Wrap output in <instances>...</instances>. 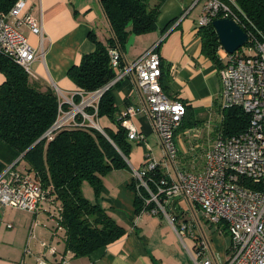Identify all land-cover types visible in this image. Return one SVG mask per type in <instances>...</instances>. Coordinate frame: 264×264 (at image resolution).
<instances>
[{
    "label": "crops",
    "instance_id": "1",
    "mask_svg": "<svg viewBox=\"0 0 264 264\" xmlns=\"http://www.w3.org/2000/svg\"><path fill=\"white\" fill-rule=\"evenodd\" d=\"M97 1L99 14L94 9L95 0H26L23 13H32L44 31L42 37L27 25L20 27L33 47L45 49L44 56L33 63L34 80L59 90L65 96L63 99L59 95L64 101L79 89L69 77V69L95 49L91 33L95 32L102 40L110 36L109 24ZM205 3L206 0H165L157 29L132 34L125 50L129 63L157 46L156 51L163 59L161 82L166 92L183 100L188 107L176 133L177 161L182 168L193 171L203 169L206 151L213 146L222 121L219 113L223 82L219 69L223 62L219 65L202 52L199 20ZM112 95L119 106L118 117L123 118L129 107H135L128 115L129 121L143 135L142 140L129 138L130 168L114 169L104 175L103 193L99 197L101 204L128 232L90 255H71L68 264H193L200 235H207L215 255L225 258L228 235L210 226L202 211L184 197L176 198L169 208L177 216L178 225L183 222L189 225L185 235H180L164 214L137 215L136 192L132 187L134 172L149 159L163 161L164 152L151 117L143 110L144 97L134 78L123 77L114 85ZM98 121L103 128L115 127L107 117H100ZM85 184V194L93 200L94 190L91 187L93 194L88 195ZM45 217V214L34 215L28 210L0 205V264H38L40 258L54 263V257L44 255L41 246L43 240H51L53 236L45 225ZM35 220L38 225L35 236H31ZM58 247L60 251L65 250L64 241H59Z\"/></svg>",
    "mask_w": 264,
    "mask_h": 264
},
{
    "label": "built area",
    "instance_id": "2",
    "mask_svg": "<svg viewBox=\"0 0 264 264\" xmlns=\"http://www.w3.org/2000/svg\"><path fill=\"white\" fill-rule=\"evenodd\" d=\"M231 4L241 10L235 0H206L200 25L208 24L219 11L224 13L223 17L232 18L240 24L241 17ZM25 6L26 0H17L8 13L0 10V52L13 58L31 76L36 77L33 63L44 56L45 49L33 47L20 27L27 25L42 37L44 31L32 13H23ZM247 33V43L234 53L220 47L223 65L219 73L223 82L222 109L240 106L250 114V123L246 130L234 135H226L219 129L213 146L206 151L202 170H187L178 164L176 133L187 114V104L166 92L161 82L163 59L156 51L157 46L124 65L121 64L120 49L111 47V62L117 71L113 80L90 96L77 89L71 99H61L60 115L45 134L52 139L57 130L67 125L93 126L104 131L97 116L101 96L112 84L125 76H132L143 94V110L151 117L164 152L163 161L149 159L134 172L139 187L146 188L150 194L145 197L146 205L141 213L164 214L176 226L179 234L185 235L189 225L184 222L178 225L177 216L169 208L176 198L184 197L202 211L210 226L229 237L225 258H220L213 252L210 238L200 235L193 264H264V189H256L248 184L249 180L256 183L264 181V37L256 31ZM77 94L84 96L80 103L74 101ZM64 103L71 104L72 108H63ZM89 106L95 107L94 113L87 112ZM134 111L135 107L131 106L124 112L123 124L128 129L130 139L142 140L140 130L129 121L128 115ZM77 115L82 119H78ZM16 162L0 173V205L38 215L40 211H46L49 200L51 208L55 209L48 213L45 225L49 226L53 236L51 240L41 242L42 251L44 255L54 257L53 264H68L71 252L60 251L58 247V242L63 240L61 233L64 230L60 210L49 198V190L33 178L31 171L18 169ZM158 165L162 173L153 184V180L146 175ZM37 225L38 220H35L31 236H35ZM38 264L49 263L40 258Z\"/></svg>",
    "mask_w": 264,
    "mask_h": 264
},
{
    "label": "trees",
    "instance_id": "3",
    "mask_svg": "<svg viewBox=\"0 0 264 264\" xmlns=\"http://www.w3.org/2000/svg\"><path fill=\"white\" fill-rule=\"evenodd\" d=\"M16 2L0 0V10L8 13ZM99 2L109 24L110 36L102 40L92 32L95 49L85 54L81 62L73 65L68 72L77 87L85 91V96L106 86L116 76L109 53L111 47L120 49L121 64L124 65L127 63L125 50L130 36L157 29L165 0ZM235 2L241 10L231 5L241 17V27L246 32L256 31L264 37V0ZM223 16L224 13L219 11L208 24L200 27L202 52L219 65L222 64L219 54L222 44L213 20ZM0 72L3 74L0 82V173L17 161L18 169L31 171L33 178L49 190V198L62 215L64 230L61 233L63 240L60 241H64V249L69 250L71 255H90L127 234V227L99 201L103 193V176L114 169L130 168L128 129L123 124V118L117 115L119 106L112 95L114 85L120 81L112 84L98 103V118H109L115 127L109 126L102 131L93 126L67 125L48 139L45 134L60 115L61 98L56 90L34 80L23 66L2 52ZM83 97L74 95V101L80 103ZM62 107L71 109L72 105L64 103ZM86 110L94 113L95 107L89 106ZM223 114L218 130L226 135L238 134L248 128L250 114L242 107L224 108ZM77 117L82 119L80 115ZM161 173L162 168L158 165L149 170L146 177L154 184ZM86 182L94 190L93 200L85 194ZM248 184L264 189V181L256 183L249 180ZM132 187L136 192L138 215L146 205L148 192L139 187L135 178ZM53 209L48 200L46 211H40L38 215L45 214L47 220L48 213Z\"/></svg>",
    "mask_w": 264,
    "mask_h": 264
},
{
    "label": "water",
    "instance_id": "4",
    "mask_svg": "<svg viewBox=\"0 0 264 264\" xmlns=\"http://www.w3.org/2000/svg\"><path fill=\"white\" fill-rule=\"evenodd\" d=\"M213 26L218 33L223 48L229 53H234L249 39L248 33L232 18H216L213 20Z\"/></svg>",
    "mask_w": 264,
    "mask_h": 264
},
{
    "label": "rangeland",
    "instance_id": "5",
    "mask_svg": "<svg viewBox=\"0 0 264 264\" xmlns=\"http://www.w3.org/2000/svg\"><path fill=\"white\" fill-rule=\"evenodd\" d=\"M96 1V7L94 8V9H96V11L98 12V14H99V9H98V1L97 0H95ZM94 6H95V4H94ZM100 19L101 20H103L102 19V17H100ZM105 33H106V31H104L103 32V34L105 35ZM31 77H33V76H31ZM33 78H35V77H33ZM56 90V92H57V94L58 95H60L61 96V98H63V99H65V96L62 94V93H60L59 92V90H57V89H55ZM219 115H220V120L223 118V109L221 110V113H219ZM222 122V121H221ZM221 124V123H220ZM87 183V182H86ZM85 189H86V192L88 193V195H90V196H92V194H93V192L92 191H90V189H91V185L89 184V183H87V184H85ZM143 189L145 190V191H147V189L146 188H144L143 187ZM92 190V189H91ZM92 192V193H91ZM148 192V191H147ZM150 194H149V192H148V196H149ZM211 234V233H210ZM214 236H216V235H214ZM222 236H224L225 238V240H227V237L225 236V235H222Z\"/></svg>",
    "mask_w": 264,
    "mask_h": 264
}]
</instances>
